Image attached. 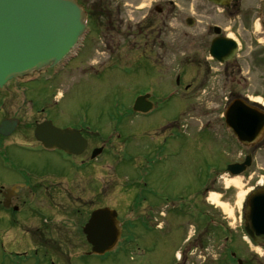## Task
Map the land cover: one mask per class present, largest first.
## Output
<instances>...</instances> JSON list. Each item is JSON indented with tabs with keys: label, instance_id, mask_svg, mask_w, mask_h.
<instances>
[{
	"label": "flooded vegetation",
	"instance_id": "flooded-vegetation-1",
	"mask_svg": "<svg viewBox=\"0 0 264 264\" xmlns=\"http://www.w3.org/2000/svg\"><path fill=\"white\" fill-rule=\"evenodd\" d=\"M73 1L81 7L87 18L81 45L75 50V54L64 62L63 67L58 65L38 74L40 81L36 83L39 84L40 90L38 96L30 100L31 107L39 105L37 112L43 115L51 109V102H54L57 94L56 86L53 85L57 84L62 74L81 61L85 55L89 58L90 51L101 54L100 48L96 46L97 51L92 45L93 41H98L104 52L109 53V57L96 68L89 63L84 70L103 71L114 68L116 62L121 60L119 50L126 43L129 61L136 64L149 55L148 61L153 62L155 57L161 59L167 54V30L176 21L177 68L174 81L181 92H196V97L193 98L195 105H201V108L208 106V112L205 114L208 117L206 128H201L200 132H203L202 135L207 139L209 155L204 163H207L210 169L203 188L198 192L191 193L188 197L181 193L162 202H149L144 213L147 231L150 234L162 232L167 226L164 224L171 218L187 217V221L193 223L194 231L187 238H183L175 252L176 259L177 254H181L183 260L180 264H186L189 255L193 257L189 262L194 263L195 258H199L200 264H264V245L249 240L246 230L249 226L250 211L255 205L251 196L255 191L264 189V93L261 91L250 95L247 88L251 87L253 82L245 75V57L249 54L254 57L256 63L257 85L263 82L264 0H220V5L210 0H153L150 5L147 2L151 0ZM145 4L148 7H145L147 9L144 15H141L138 11L144 10ZM89 61L92 62V59ZM156 64H161V61L157 59ZM151 66L156 67L155 64ZM159 77H162V72ZM50 84L53 85L49 87ZM208 89L211 90L209 93ZM215 89L217 91H214ZM9 110L7 102L0 104V125L4 120H14L18 121V127L8 137L0 135V152L5 148L17 147L21 142L28 140L43 150L41 142L34 137L35 130L39 124L51 120L44 115L36 121L35 128L32 127V139H29V136L21 131V114L12 115ZM183 116L168 122L169 131L165 129L162 134L151 136L154 138L153 142L161 140L153 152H148V161L154 166L163 161L166 165L173 164L175 159L170 156H167V160L161 159L160 163L157 162L158 158L172 152L177 159V148L187 139L180 133ZM52 123L59 129L72 128L79 131L87 141V150L81 156L67 157L73 161L71 168L74 175L81 172L85 179L92 178V168L98 160L89 159L92 147L95 144L98 146V142H95L98 134L90 132L87 127L57 126L53 121ZM23 130L30 132L25 127ZM202 174L200 171L199 176ZM61 178H65V182H46L41 179L17 181L9 186L1 185L0 211L6 217L11 214L20 215L25 211L32 216H38L40 212H46L49 216L50 212L56 211L64 217H83L97 209L87 211L83 205V198L87 196L88 191L82 189L83 195L73 192L71 182L75 176ZM226 181H239L245 186H252L239 207L240 224L234 228L230 222H225L224 217L218 218L215 208L206 202L209 201L211 185ZM60 182L63 184H58ZM99 182L96 175L95 192L89 193L94 199L103 192ZM75 184L81 187L82 182L77 180ZM15 187L16 189L9 193ZM146 192L151 197L158 196L148 190L147 184ZM75 198L79 205L73 202ZM40 201L49 203L43 204L42 209L38 204ZM61 201L64 202L59 204ZM47 221L49 219L44 220V225L37 226L35 231H28L23 235L28 236L36 247H60L61 243L53 241L55 229ZM13 222L20 224L19 221ZM60 233L67 234L62 230ZM211 248L215 250L216 255L211 256Z\"/></svg>",
	"mask_w": 264,
	"mask_h": 264
},
{
	"label": "rangeland",
	"instance_id": "rangeland-1",
	"mask_svg": "<svg viewBox=\"0 0 264 264\" xmlns=\"http://www.w3.org/2000/svg\"><path fill=\"white\" fill-rule=\"evenodd\" d=\"M152 2L153 0L148 1L147 4L150 5ZM143 6L148 7L146 4ZM146 9L138 13L144 15ZM176 28V21L168 27L167 54L161 59L155 57L153 62H149L147 58L150 56L147 55L141 62L135 64L127 59L126 43V47L122 45L119 50L121 60L116 62L114 68L103 71L94 69L89 72L84 70L89 63L96 68L109 57V53L104 52L100 43L93 41L92 45L98 46L101 54L90 51L89 58L84 54L81 61L62 74L57 84L48 85L56 86L57 89L54 102L50 105L51 109L44 113L51 122L57 126L87 127L90 132L100 134L101 138L97 136L95 142L104 145L105 150L92 168V178L85 179L81 172L74 175L71 168L73 161L71 162L70 158L59 151L41 150L37 144L28 140L21 142L17 147L5 148L0 152V186H9L17 181L41 179L46 182L58 180L65 182V178L61 177L75 176L71 182L73 192L83 195L82 189L88 191L87 196L83 198V205L87 211L92 208H110L117 212L120 221L125 222L127 218L133 220L144 214L149 202L153 203V200L162 202L181 193L188 197L191 193L201 190L210 169L207 163H204L209 155L207 139L202 135L203 132H200L201 128H206L208 117L205 114L208 112V106L201 108V105H195L193 100L196 97L195 91L189 93L183 91L179 94L176 90L174 83L177 68ZM245 58L247 67L245 75L253 82L247 91L250 95L261 91L264 93V75L262 84L257 85L254 57L247 54ZM157 59L161 64H156ZM151 64H155L156 67ZM31 77L34 78L33 75ZM29 79L31 78L25 77L6 84L3 90H0V104L7 102L12 115L21 114L22 134H27L29 139H32L34 124L44 115L37 112L39 105L31 107L29 101L25 99H35L40 90L39 84L26 83ZM210 91L208 89L207 93ZM145 93L154 96V102L159 106L158 111L149 117L132 112L136 97ZM181 114H185L183 119L187 127L183 130L187 139L177 148V159L174 152L166 154L162 158L165 157L163 159L167 160V156L172 157L175 159L173 164L166 165L163 161L160 165H155L154 169H149L151 163L143 161V157L145 153L153 152L161 141L153 142L154 138L151 136L154 134L158 136L165 129L169 131L170 121ZM165 123L168 124L162 127ZM24 127L30 132L23 130ZM130 136H132L130 143L127 144L125 140ZM127 145V152L125 150L124 153L122 150ZM200 171L203 173L201 176ZM96 175L100 180L99 185L103 188L102 195L97 198L98 201L89 194L95 192ZM77 180L82 182L81 187L75 184ZM62 182L58 184H63ZM144 184H147L148 190H152L153 195L158 196L151 197L146 191L140 190L139 187L143 188ZM251 187L245 184L231 185L227 181L219 185L212 184L210 196L216 194L219 203L213 204L211 200L206 202L214 206L218 218L224 217L225 222H230L234 228L240 224L238 213L241 206L240 194L245 196ZM137 191L142 192L140 194L149 201L139 210L134 207L133 202L134 196L139 195L135 194ZM73 196L76 197L75 194ZM74 200L75 203L79 202L76 198ZM47 203L38 202L42 209V205ZM45 213L40 212L38 216H32L25 211L20 215L7 216L8 220L0 211V264H180L176 260L175 252L183 238H187L194 231L193 223L188 222L187 217L171 218L164 224L167 225L165 230L156 234H150L138 225L135 237L126 248L120 247L116 252L106 256H88L85 253L90 252L91 248L81 232L86 216L64 217L62 213L56 211L50 212L49 216ZM44 216L46 218H43ZM48 219L47 223L52 224L55 229L53 241L61 243L60 247H36L28 236L23 235L28 231H35L37 226L44 225L43 221ZM13 221H19L20 224L16 225ZM126 228L127 224L125 234ZM61 230L67 234L63 235L60 233ZM24 253H28L29 258L16 256ZM210 254L216 255L215 250L211 248ZM188 257L186 264L201 262L199 258H195L194 263L189 262L193 257L190 255Z\"/></svg>",
	"mask_w": 264,
	"mask_h": 264
},
{
	"label": "water",
	"instance_id": "water-1",
	"mask_svg": "<svg viewBox=\"0 0 264 264\" xmlns=\"http://www.w3.org/2000/svg\"><path fill=\"white\" fill-rule=\"evenodd\" d=\"M83 31V12L72 0H0V89L14 79L57 65L75 47ZM153 108L148 96L138 98L134 104L137 113L147 114ZM17 126V121H3L0 135H11ZM35 137L46 150L69 155H81L87 148L79 132L60 130L51 123L38 125ZM101 152L95 151L93 157ZM252 199L255 205L247 231L257 243H264V191L256 192ZM84 234L92 254L112 252L121 238L117 213L110 209L93 212Z\"/></svg>",
	"mask_w": 264,
	"mask_h": 264
},
{
	"label": "bare ground",
	"instance_id": "bare-ground-1",
	"mask_svg": "<svg viewBox=\"0 0 264 264\" xmlns=\"http://www.w3.org/2000/svg\"><path fill=\"white\" fill-rule=\"evenodd\" d=\"M229 184H231V185H236V186H241L242 185V183L241 182H239V181H234V182H228ZM243 198H244V195L243 194H240V205H241V202L243 201ZM210 200H211V202L212 203H214V204H218L219 203V201H218V196L217 195H211L210 196ZM223 207V206H222ZM223 208H225V207H223Z\"/></svg>",
	"mask_w": 264,
	"mask_h": 264
}]
</instances>
